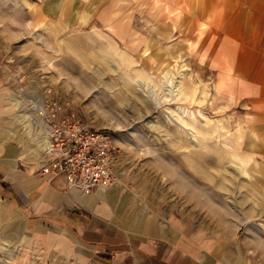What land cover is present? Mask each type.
<instances>
[{"label":"rangeland","instance_id":"374dc122","mask_svg":"<svg viewBox=\"0 0 264 264\" xmlns=\"http://www.w3.org/2000/svg\"><path fill=\"white\" fill-rule=\"evenodd\" d=\"M102 1L0 0V68L15 74L16 99L59 106L111 132L116 182L146 212L186 209L203 228L221 222L243 242L245 234L264 239L259 112L220 95L214 70L198 62L199 44L185 40L166 0ZM10 249L0 246V264H24Z\"/></svg>","mask_w":264,"mask_h":264},{"label":"crops","instance_id":"0c3cea01","mask_svg":"<svg viewBox=\"0 0 264 264\" xmlns=\"http://www.w3.org/2000/svg\"><path fill=\"white\" fill-rule=\"evenodd\" d=\"M166 6L169 18L170 12L180 16L185 40L199 44L198 62L214 70L220 95L242 99L264 120V0H166ZM156 13L158 24L159 7ZM151 31L160 28L153 24ZM14 75L0 68L3 250L18 249L24 264L33 256L57 264H264V239L245 234L243 242L221 222L220 229L203 228L186 209L181 215L148 213L117 182L84 192L62 176L43 177L41 144L55 105L16 99Z\"/></svg>","mask_w":264,"mask_h":264},{"label":"built area","instance_id":"2783aa9c","mask_svg":"<svg viewBox=\"0 0 264 264\" xmlns=\"http://www.w3.org/2000/svg\"><path fill=\"white\" fill-rule=\"evenodd\" d=\"M47 139L41 144L42 176H62L68 187L92 192L117 180L113 135L77 118L59 106L47 112Z\"/></svg>","mask_w":264,"mask_h":264}]
</instances>
